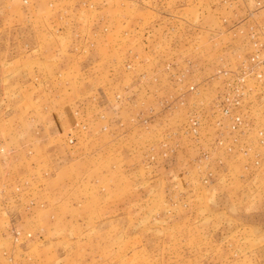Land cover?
<instances>
[{
  "label": "rangeland",
  "instance_id": "obj_1",
  "mask_svg": "<svg viewBox=\"0 0 264 264\" xmlns=\"http://www.w3.org/2000/svg\"><path fill=\"white\" fill-rule=\"evenodd\" d=\"M260 132L264 0H0V264H264Z\"/></svg>",
  "mask_w": 264,
  "mask_h": 264
},
{
  "label": "built area",
  "instance_id": "obj_2",
  "mask_svg": "<svg viewBox=\"0 0 264 264\" xmlns=\"http://www.w3.org/2000/svg\"><path fill=\"white\" fill-rule=\"evenodd\" d=\"M256 64L258 65L259 61ZM257 78L262 79V76L258 74ZM249 82L251 83V68H247L235 77L233 76L229 81L227 80L228 87L233 88V91L225 99L223 97L218 99L214 107L215 111L213 110L212 113H219L231 119L230 128L226 132L230 136L228 141L230 144L227 147H239L241 154L251 160V107L245 108L246 101L251 99V87L248 88ZM200 126L199 120H192L190 123L191 134L198 136ZM218 126L221 124L218 123ZM259 137V144L264 145V133L260 132ZM221 139L219 138L217 143L223 146L225 141ZM232 150V148L229 149V151ZM209 155L204 152V159H209Z\"/></svg>",
  "mask_w": 264,
  "mask_h": 264
},
{
  "label": "crops",
  "instance_id": "obj_3",
  "mask_svg": "<svg viewBox=\"0 0 264 264\" xmlns=\"http://www.w3.org/2000/svg\"><path fill=\"white\" fill-rule=\"evenodd\" d=\"M161 62L159 61V60H154V62H153V67H152V69H155L156 67H160L161 66Z\"/></svg>",
  "mask_w": 264,
  "mask_h": 264
}]
</instances>
